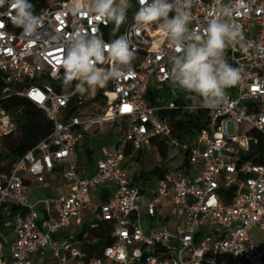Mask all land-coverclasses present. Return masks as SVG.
Segmentation results:
<instances>
[{"label": "built area", "instance_id": "built-area-1", "mask_svg": "<svg viewBox=\"0 0 264 264\" xmlns=\"http://www.w3.org/2000/svg\"><path fill=\"white\" fill-rule=\"evenodd\" d=\"M46 2L31 38L12 25L7 5L0 8V144L18 132L4 108L10 98L26 100L53 123L50 135L9 171L0 160V264H218L230 256L238 264H264V252L255 250L250 237L255 228L264 231V47H256L264 46V0H191V28L203 33L210 19H220L238 25L253 42L246 53L238 45L226 50L229 63L241 70L239 82L226 90L227 101L219 109L194 111L193 101L169 79L174 53L159 22L134 26L139 0H129L119 31L86 11L79 16L68 11L84 0ZM95 28L106 42L128 34L137 50L133 71L94 95L71 96L54 78L64 48L52 41ZM164 88L167 97L157 96L155 90ZM87 105H94L91 117L83 115ZM198 111L206 113V124L176 138L169 114ZM116 122L125 124L122 140L96 163L93 176L80 177L72 157L86 132ZM156 142L167 148L166 172L156 181L146 215L153 219L168 200L182 226L145 231L140 190L123 165L126 150L131 157ZM64 165L70 194L46 198L38 208L28 183L42 184ZM103 188L110 196L97 207L95 220L112 227V244L89 257L82 251V214L91 207L90 192Z\"/></svg>", "mask_w": 264, "mask_h": 264}, {"label": "clouds", "instance_id": "clouds-1", "mask_svg": "<svg viewBox=\"0 0 264 264\" xmlns=\"http://www.w3.org/2000/svg\"><path fill=\"white\" fill-rule=\"evenodd\" d=\"M5 5L8 19L22 30V36L31 38L37 34L46 10L35 14L29 0H0V8ZM139 5L134 26L142 28L159 22L167 34L174 53L169 61V79L193 101L189 110L219 109L227 101L226 90L241 78V70L229 63L226 50L238 45L246 53L253 42L245 38L238 25L220 19H210L203 33L191 28V0H139ZM129 7V0H84L74 3L68 11L73 16L86 11L105 24L111 22L113 30L119 31ZM52 43L64 48V58L54 78L71 89V96L94 95L109 81L132 73L137 54L127 33L106 42L99 28L76 31Z\"/></svg>", "mask_w": 264, "mask_h": 264}, {"label": "trees", "instance_id": "trees-1", "mask_svg": "<svg viewBox=\"0 0 264 264\" xmlns=\"http://www.w3.org/2000/svg\"><path fill=\"white\" fill-rule=\"evenodd\" d=\"M29 2L33 4L34 12L37 15L47 4L46 0H29ZM150 101H152V98H150ZM4 108L12 114L18 128L15 136L2 141L4 151L2 153L0 152V160L4 166V170L9 171L19 158L50 135L53 123L39 109L22 98H10L4 104ZM169 117L175 137L178 139H185L187 134L199 130L206 124V113L203 111L194 112L193 114L173 112L169 114ZM123 125L125 130V124L123 123ZM153 144L156 148L160 165L151 170V172L146 174L141 173L139 177L134 178L133 185L137 187L141 180L150 182L154 179H160L166 172L163 164L167 160V148L161 143L156 142ZM131 154L132 150L130 148L126 150V157ZM257 154L258 157L255 160L259 161L261 157V148L259 145ZM133 155H136L138 161L142 155V151L134 152ZM87 156H90V152H87ZM185 165L186 162H184ZM102 201L105 202V199L102 198ZM111 230L112 227L109 224L98 220H95L92 224H85L80 233V237L84 239L82 251L89 257L98 256L105 247L112 244Z\"/></svg>", "mask_w": 264, "mask_h": 264}, {"label": "crops", "instance_id": "crops-1", "mask_svg": "<svg viewBox=\"0 0 264 264\" xmlns=\"http://www.w3.org/2000/svg\"><path fill=\"white\" fill-rule=\"evenodd\" d=\"M111 124V123H110ZM97 130H90L86 132V134L93 133L95 134ZM84 142L80 144L72 157L73 163H75L78 174L80 177H91L95 173V166L96 163L102 160L105 155L110 152L116 145H111L110 147H106L102 150L101 156L102 158L97 160L95 163H92L91 157L87 156V149L84 148ZM83 146V147H82ZM84 149L85 156L88 159L87 164H83L80 156L78 155L79 150ZM92 154V152H90ZM83 155V154H82ZM134 156V155H133ZM133 156L127 157L126 161L124 162L123 169L125 171L126 176L131 179L133 183L134 178L140 176V173L133 172L134 167H136L137 163L135 164H127L128 160H132ZM138 161H141V156L139 157ZM67 170V165L57 167L51 174H48L44 177V182L42 184H37L35 182L30 181L28 183V191L29 196L32 202L37 204L38 208H42V200L53 197L54 195H69L71 192L70 184L65 178V172ZM157 179L151 180L150 182L140 181L138 183V188L140 190V198H139V216L141 224L145 231L149 229H156V228H167V229H176L179 226H182V220L179 219L174 206L169 201L167 202L169 208L164 207L165 203L159 207L155 212V217L153 219H149L146 215V206L150 199L153 196L154 188L156 185ZM98 196L100 203H102V198L107 201L110 196V192L107 188L99 189L95 192ZM86 211V210H85ZM84 213V212H83ZM83 226L85 224H92L95 221V215H89L85 213L82 216Z\"/></svg>", "mask_w": 264, "mask_h": 264}, {"label": "rangeland", "instance_id": "rangeland-1", "mask_svg": "<svg viewBox=\"0 0 264 264\" xmlns=\"http://www.w3.org/2000/svg\"><path fill=\"white\" fill-rule=\"evenodd\" d=\"M155 93L159 97L166 98L169 93V90L167 88L161 90L156 89ZM93 110H94V105H90V106L87 105L84 107L83 115L86 117H91ZM96 130L97 131L95 134L89 133V134H85L84 136L85 137L84 148L92 152V154H90L92 163H95L97 160L102 158L101 152L104 148L110 147L111 145H114L115 143H119L122 140L124 134V125L123 123L120 122H116L114 124L103 123L102 125L97 126ZM240 130L243 131L244 127H241ZM229 132L230 134L233 133L231 124L229 125ZM82 147H80L81 149L79 150L78 155L80 156L82 163L85 165L87 164L88 159L85 156V153L83 151L84 149H82ZM0 151L1 152L4 151L3 143L0 144ZM180 159L181 156L177 158L176 162H179ZM134 163L135 164L137 163V165L136 167H134L133 172H137L140 174L149 173L155 167H158L160 165V162L157 157L156 148L154 144L142 151L141 161H137L136 155L133 156L132 160L127 161V164L129 165ZM87 201L90 202L91 207L88 210L84 211L82 216H84L85 213H88L89 215H95L96 209L99 206L100 201L94 191L90 192ZM167 202L169 201L167 200L166 203L164 202L165 203L164 207L169 208ZM72 224H74V221H72ZM250 237L252 239V242L254 243L255 250L257 252H264V231L255 228L250 232ZM238 263L239 261L235 259L233 260L231 256L227 258L225 257L221 258L219 259L218 262V264H238Z\"/></svg>", "mask_w": 264, "mask_h": 264}]
</instances>
